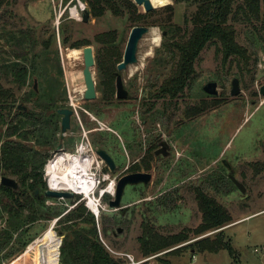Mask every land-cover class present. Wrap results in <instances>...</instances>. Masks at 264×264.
I'll return each mask as SVG.
<instances>
[{
	"label": "rangeland",
	"instance_id": "1",
	"mask_svg": "<svg viewBox=\"0 0 264 264\" xmlns=\"http://www.w3.org/2000/svg\"><path fill=\"white\" fill-rule=\"evenodd\" d=\"M167 1L164 5L153 6L145 18L149 25L145 26L130 23L127 13L114 16L107 12L99 18L89 15L87 22H83L80 9L86 10L83 0H4L0 7V55L7 49V36L19 32L32 34L37 44L28 58L40 55L41 59L33 61L26 84L17 96L30 94L36 80V92H41L38 95L41 102L52 87L55 88L50 89L54 93V107L71 109L72 98L75 115L62 143L64 152L73 153L82 140H87L94 150L102 149L113 159L115 171L110 172L105 163L101 171L115 183L130 173L151 175L147 185L125 188L118 210L108 207L112 196L107 194L109 199L104 195L99 197L98 191L104 189L108 181L94 194L100 203L99 215L102 213L123 221L116 227L115 237L104 240L115 259L122 264H161V261L168 264H233L234 260L237 264H264V173L255 175L251 168V164L264 161V96L260 95V89L264 87V43L249 42L247 45L245 35L251 26L244 21L236 22L237 41L248 48V55L254 60L249 73L240 78L237 69L229 68L227 64L223 66L215 47L209 46L200 53L188 88L176 98L162 97L158 88L173 69L166 63H158L160 55L157 51L164 40L162 33L170 26L191 29L190 24H184V16L189 17L195 11V4L190 0ZM166 5H171L174 10L170 22L166 21L167 12L163 11ZM135 7L136 15L146 16L141 8ZM73 8L78 11L77 18L71 14ZM136 26L146 27L148 32L138 43L137 62L119 73L126 91L125 99L115 98V87L105 90L99 85L105 79L99 76L96 65L92 69L96 98L92 101L83 99L82 53L70 60H65L64 54L72 49L81 52L89 46L94 55V48L100 47L94 38L107 33L115 36L113 46L123 52L129 33ZM78 44L83 47H75ZM43 45L48 46L44 55ZM21 63L29 67L30 61ZM116 74L117 70L114 76ZM234 78L239 81V94L232 97L230 90ZM210 82L217 84L216 96L203 92V87ZM1 85L15 88L4 81ZM27 106L30 108L31 105ZM196 106L204 107L205 111L187 117L188 108ZM163 141L169 146L168 157L154 156L153 152ZM56 152V149L50 151L43 168L46 189L45 168ZM222 161L231 166L235 179L245 184L244 195L227 181L228 172ZM201 187L205 188L204 194L226 210L230 222L217 230L189 235V241L179 246L143 257L138 252L137 242L142 219H151L164 235L195 230L201 224L202 214L194 190ZM2 199L0 194V236L11 223L9 214L2 207ZM41 200H45V206L53 205L64 214L80 205L90 212L80 195L65 203ZM64 214L31 226L30 235L34 240L25 249L19 244L24 240L23 235L16 233L0 253V264H46L44 238L53 233L61 239L56 233L61 228L57 221ZM22 215L25 217L27 212ZM118 229L120 234H117ZM219 231H222L224 242L234 250V257L225 249L216 253L191 252L194 242L203 238L213 240ZM178 248L181 249L176 250ZM205 259L208 261L204 262Z\"/></svg>",
	"mask_w": 264,
	"mask_h": 264
},
{
	"label": "trees",
	"instance_id": "2",
	"mask_svg": "<svg viewBox=\"0 0 264 264\" xmlns=\"http://www.w3.org/2000/svg\"><path fill=\"white\" fill-rule=\"evenodd\" d=\"M174 1L181 3L185 0ZM190 1L195 4V11L189 17L184 16V24H190L191 29L170 26L166 32L164 31V40L157 51L160 55L158 63H166L173 67L171 75L158 88V93L162 97L176 98L188 88L195 75L194 65L200 53L209 46L215 47L217 58L223 66L227 64L229 68L237 69L240 78L249 73L254 60L248 55V48L237 41L234 27L236 22L244 21L251 26V30L245 35L248 39L247 45L249 42L264 43V0ZM83 2L91 17L99 18L107 12L114 16H124L127 13L130 23L149 25L148 23L146 25L145 18L150 13L145 14L146 16L136 15L137 8L132 0H83ZM4 3V0H0V7ZM163 11L167 12L166 21L170 22L173 7L166 5ZM94 39L100 46L94 48L95 65L99 76L105 79L99 85L105 90L109 88L112 90L115 87L116 67L122 60L123 52L119 47L113 46L115 36L112 34L97 35ZM36 44L32 34L19 32L18 35L6 37L7 49H3L0 55V179L10 177L17 182L16 190L0 184V194L5 199V201L2 199V207L9 214L11 221L0 236V253L5 250L7 243L16 233L23 235L24 240L19 244L25 249L34 240L30 235L31 226L38 221H50L64 214L53 205L45 206V200H41L40 197L46 190L43 180L44 165L50 151L55 150L59 144L61 117L56 111L61 108L54 107V93L50 90L55 88L47 90L45 93L47 98L43 102L38 97L41 92L37 93L34 88L30 94L23 93L22 96H17L26 84L29 68L30 66L33 68V61L41 59L40 55L28 58ZM43 46L44 55L48 46ZM75 47L81 48L83 45L78 44ZM22 61H30L29 67L22 64ZM2 81L15 88H4L1 85ZM28 104L31 105L30 108ZM188 109L187 117L197 116L205 111L204 107L197 106ZM251 168L255 175L264 173V161L251 164ZM227 181L231 182L229 178ZM242 185L245 187L244 183ZM204 190L203 187L194 190L202 221L193 231L164 235L157 230L151 219H142L137 242L138 252L143 257L179 246L189 241V235L198 236L217 230L230 222L226 210L204 194ZM36 192L38 195H35ZM104 196L109 199V195ZM23 212H27L25 217H22ZM57 224L61 228L56 233L61 239L59 240L53 233L47 234L44 238L46 264H122L110 254L104 240L110 241L109 238L115 237L116 227L123 224V221L119 222L115 217L108 218L102 213L96 220L80 205L67 211L58 219ZM222 237V231H219L213 240L200 239L193 243L194 248H191V252L216 253L225 249L234 257V250ZM161 264L168 263L161 261ZM233 264L237 262L234 260Z\"/></svg>",
	"mask_w": 264,
	"mask_h": 264
},
{
	"label": "water",
	"instance_id": "3",
	"mask_svg": "<svg viewBox=\"0 0 264 264\" xmlns=\"http://www.w3.org/2000/svg\"><path fill=\"white\" fill-rule=\"evenodd\" d=\"M135 6L138 8H141L144 13H150L154 8L153 5L150 3L149 0H132ZM82 21L87 22L89 18V13L87 10L82 9ZM148 32V28L142 27V26H136L133 27L129 33V36L127 38V42L123 51V56L121 62L117 65L116 70L118 74L115 76V98L117 100H123L126 97V91L123 86V81L120 72H123L127 69L128 66L133 65L137 62L136 53L138 48V43L142 39V37ZM162 36H165V32L162 33ZM82 56H83V80L85 85V92L84 97L86 101H92L96 98L95 94V82L93 79V73L92 69L94 68L95 61H94V55H93V49L89 46L85 47L82 50ZM37 82L34 81V90H36ZM239 81L237 78H234L231 81V90L230 95L232 97H235L239 94ZM217 84L215 82L207 83L203 87V92L206 93L209 96H216L217 95ZM260 95L264 96V87L260 89ZM19 109H23L22 107H19ZM56 113L61 117L60 120V134H59V144L56 148L58 152L62 151V142L67 134V132L71 128V118L74 116V113L69 108H61L56 111ZM95 154L97 157L105 163L107 168L110 172L115 171V163L113 159L102 149H95ZM169 155V146L163 141L159 144V148L154 151V156H162V157H168ZM222 165L228 172V178L232 182V184L235 186V188L242 194H245V187L238 182L235 177L232 175V168L231 166L226 162L222 161ZM151 181V175L149 173H130L126 174L122 177H120L115 185V191L113 195V199L108 202V207L112 210H118L121 208L120 203L124 194V190L127 186H136L139 184L147 185ZM0 184L2 186H5L7 188L16 190L17 189V182L13 179L2 177L0 179ZM35 195H38V192L35 193ZM44 199L48 200H61V201H70L73 200L75 197V194L70 191H54L47 188L42 196ZM121 230H117V234H120Z\"/></svg>",
	"mask_w": 264,
	"mask_h": 264
},
{
	"label": "bare ground",
	"instance_id": "4",
	"mask_svg": "<svg viewBox=\"0 0 264 264\" xmlns=\"http://www.w3.org/2000/svg\"><path fill=\"white\" fill-rule=\"evenodd\" d=\"M149 1L153 6L155 4L164 5L165 2V0ZM71 14L75 18L78 17V11L75 8L71 9ZM81 53L82 51L80 52L76 49H72L67 51L64 54V57L65 60L75 59V57ZM81 92H85V87ZM79 162L80 159L77 156L68 157L61 154L56 156L53 161L46 165V174L49 177V188L51 190L70 191L75 194L84 195L85 197L89 198V207L93 211L97 212V209L92 204V199L90 197L93 186L92 182L88 179V173L86 172L87 170L78 169L77 165Z\"/></svg>",
	"mask_w": 264,
	"mask_h": 264
},
{
	"label": "built area",
	"instance_id": "5",
	"mask_svg": "<svg viewBox=\"0 0 264 264\" xmlns=\"http://www.w3.org/2000/svg\"><path fill=\"white\" fill-rule=\"evenodd\" d=\"M70 102H71V98H70ZM74 107L71 103H70V108L73 111L74 115ZM64 155V156H68V157H79L80 162L77 165L78 169H84L87 170L86 172L88 173V179L92 182V190H91V194L90 197L92 199V204L95 206V208L97 209V212L93 211L88 203H89V198L85 197L84 195H80V194H75L76 195H80L83 196V198L86 200V207L89 209V211L93 214V216L95 217V219L97 220L99 217V211H100V203H99V199H95L94 194L95 192L100 188L101 184L104 182L108 181V185L102 189L98 191L99 197H101L104 194H109L110 196L113 197L114 195V191H115V181L114 180H110V177L108 175H105L102 173V167H103V161L100 160L97 155L95 154V150L91 147L90 143L86 140H82L79 147L76 148V150L73 153H65L63 150L60 152H56L54 154V157L48 161L47 165L53 161L55 159L56 156L58 155ZM46 171V168H45ZM47 179V187L49 188V177L46 174ZM50 189V188H49ZM51 190V189H50ZM54 191H61V190H54ZM264 250V247H263ZM126 258L131 262L132 260H130V258L128 256H126Z\"/></svg>",
	"mask_w": 264,
	"mask_h": 264
},
{
	"label": "crops",
	"instance_id": "6",
	"mask_svg": "<svg viewBox=\"0 0 264 264\" xmlns=\"http://www.w3.org/2000/svg\"><path fill=\"white\" fill-rule=\"evenodd\" d=\"M63 142H64V141H63ZM63 142H62V143H63ZM63 144H64V143H63ZM63 144H62V148H63L62 150L65 151V149H64V147H63ZM243 219H244V218H243ZM172 251H173V250H172ZM193 256H194V255H193ZM205 261H208V260L205 259L204 262H205Z\"/></svg>",
	"mask_w": 264,
	"mask_h": 264
},
{
	"label": "flooded vegetation",
	"instance_id": "7",
	"mask_svg": "<svg viewBox=\"0 0 264 264\" xmlns=\"http://www.w3.org/2000/svg\"><path fill=\"white\" fill-rule=\"evenodd\" d=\"M61 120V119H60ZM41 197V196H40ZM42 198V197H41Z\"/></svg>",
	"mask_w": 264,
	"mask_h": 264
}]
</instances>
